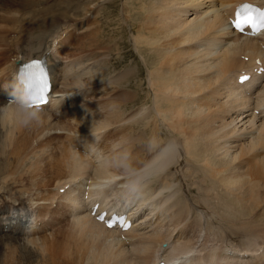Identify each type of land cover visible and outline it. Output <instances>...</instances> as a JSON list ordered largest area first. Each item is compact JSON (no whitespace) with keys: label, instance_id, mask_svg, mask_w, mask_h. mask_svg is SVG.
Here are the masks:
<instances>
[{"label":"bare ground","instance_id":"bare-ground-1","mask_svg":"<svg viewBox=\"0 0 264 264\" xmlns=\"http://www.w3.org/2000/svg\"><path fill=\"white\" fill-rule=\"evenodd\" d=\"M246 1L264 5L63 0L67 20L51 35L47 19L0 0V264H169L173 253L182 264H264V31L227 22ZM83 2L89 14L117 4L120 22L80 25L85 41L71 43ZM124 23L132 50L110 33ZM34 57L51 82L33 141L49 138L36 147L9 95ZM94 202L131 227L89 217Z\"/></svg>","mask_w":264,"mask_h":264},{"label":"rangeland","instance_id":"rangeland-1","mask_svg":"<svg viewBox=\"0 0 264 264\" xmlns=\"http://www.w3.org/2000/svg\"><path fill=\"white\" fill-rule=\"evenodd\" d=\"M4 1L5 2H8V4L11 5V7L13 9L17 10L18 12L20 11V13L22 12V17H25L26 19H30L29 21L31 23H32V20H35V21L38 20V23H40V25L42 26L43 24L45 25V23H46L45 21H47L48 22V26H50V27H48L47 26V23H46V26L48 28L47 27H44L43 30L47 29V31L49 33H51V35L54 34V31L53 30H57L59 28L58 27V24L62 25L63 22L67 20V19H65V17H62L63 15L61 13V9H63V7H65V3H63V0L62 1L61 0L60 1L59 0H55V2L53 0H51V1L48 0V2H47V0H34V1L27 0L28 2L30 1L29 3L26 0H21V1L20 0H4ZM24 1L27 2L26 4H29V5L24 4L25 3ZM35 1H37L38 3H35ZM20 2H22V3H20ZM44 2H45V4H43ZM34 4L35 5L38 4V5L35 6ZM85 4H87V3L83 2L78 7L75 8V14L80 17V19H79L80 21H79V24L76 26L77 29L76 30H74V29L71 30L72 36H71V39H69L70 40L69 42H71V43H73L75 41H78L80 43H83L85 41L84 38L81 36L82 33L79 32L80 29H78V27L80 25H83V27H85L86 25H89L88 27H91L94 30H101L103 28V24L106 22L105 21L106 19L107 20H111V19L115 18L114 19V23L116 21L120 20V17H119V16H121L120 15V6H118L117 4L113 5L112 8L107 9V10H105L106 8H104V10H103L104 11L103 12L104 14L102 12L98 11V9H97V8H99L98 6L96 8L97 10H96L95 13L89 14V7H88V5L85 7ZM71 15H73V14H71ZM108 15H110V17H106ZM53 17H54V19H53ZM58 17H61V20ZM42 18H43V20H42ZM45 19H47V20H45ZM50 19H52V20L50 21ZM69 19L71 20V18H69ZM123 19L125 21V14L123 15ZM53 20L55 21V23L56 22H58V23H56V25H55L54 22H53ZM49 22H51L50 23L51 25L49 24ZM52 22H53V24H52ZM118 22H120V21H118ZM30 28H32L31 25H26L24 27V32L25 33H28L31 30ZM107 29H109V28H107ZM123 29H125V33H124V31H122ZM128 30L130 31L129 28H127V30H126L125 23H124L122 25V27H121V30L118 29V31L115 32V33H113L114 30L113 31H110L111 36H114V37H118V38L120 37V39H121V36H125L120 41V43L122 45H124V46H122L121 51L131 49L130 45L127 44ZM47 31L45 30V32H47ZM120 32H121L122 35L118 36L120 34ZM18 47H19V40L16 38V40L10 44V48H11V50H17ZM115 47H116V44H113L112 45V48H115ZM125 58H127V57L125 56ZM63 59H65L64 56H63ZM117 63L120 64V65H117V68H120V69H123V68H125V67L128 66V65L126 66V63H128V62L123 61L121 59L117 60ZM110 66L111 67H114L112 63L110 64ZM110 69H115V67L114 68H110ZM143 78H145V77L143 76ZM35 124L36 123H32L29 126H23L22 127L23 128L22 130L27 132V134L29 136V139L31 138V143H32L31 145L33 147H36L38 145V142H40V140H43L42 142H45L46 139L49 138V136H45L44 135L38 141L37 140L36 141H33L34 140V136L37 134V132H39V131L41 133L43 132L40 129V126L37 125V124L35 125ZM32 130H34V131H32ZM50 136H51V138L53 137L51 139V142L52 143H55V141L59 138L58 135H55V134H52ZM248 220H250V218ZM48 258H51V255L50 254H48Z\"/></svg>","mask_w":264,"mask_h":264},{"label":"snow or ice","instance_id":"snow-or-ice-1","mask_svg":"<svg viewBox=\"0 0 264 264\" xmlns=\"http://www.w3.org/2000/svg\"><path fill=\"white\" fill-rule=\"evenodd\" d=\"M232 24L235 29L242 33L246 28L250 29L253 34L264 31V10L255 8L250 4H242L238 7L236 18L232 21ZM20 78L24 81L26 89L31 94L34 105L40 107L48 102L46 77L38 61L24 65ZM243 79L245 78L242 77ZM111 226L109 224V227Z\"/></svg>","mask_w":264,"mask_h":264},{"label":"clouds","instance_id":"clouds-1","mask_svg":"<svg viewBox=\"0 0 264 264\" xmlns=\"http://www.w3.org/2000/svg\"><path fill=\"white\" fill-rule=\"evenodd\" d=\"M9 95L13 98L12 105L14 112L21 126H28L32 123H39L42 118V109L32 102L31 94L25 87L24 81L17 76L9 85ZM132 191H136V185H126ZM170 264H182V256L173 253Z\"/></svg>","mask_w":264,"mask_h":264}]
</instances>
